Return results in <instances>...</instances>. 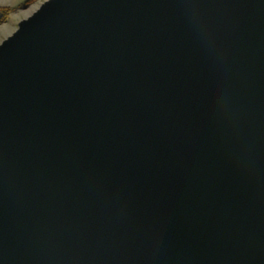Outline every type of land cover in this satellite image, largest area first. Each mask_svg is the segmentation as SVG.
I'll list each match as a JSON object with an SVG mask.
<instances>
[{"label":"water","instance_id":"1","mask_svg":"<svg viewBox=\"0 0 264 264\" xmlns=\"http://www.w3.org/2000/svg\"><path fill=\"white\" fill-rule=\"evenodd\" d=\"M0 264H264V0H47L20 22Z\"/></svg>","mask_w":264,"mask_h":264},{"label":"rangeland","instance_id":"2","mask_svg":"<svg viewBox=\"0 0 264 264\" xmlns=\"http://www.w3.org/2000/svg\"><path fill=\"white\" fill-rule=\"evenodd\" d=\"M47 0H0V45Z\"/></svg>","mask_w":264,"mask_h":264},{"label":"trees","instance_id":"3","mask_svg":"<svg viewBox=\"0 0 264 264\" xmlns=\"http://www.w3.org/2000/svg\"><path fill=\"white\" fill-rule=\"evenodd\" d=\"M30 1H32V0H30Z\"/></svg>","mask_w":264,"mask_h":264}]
</instances>
